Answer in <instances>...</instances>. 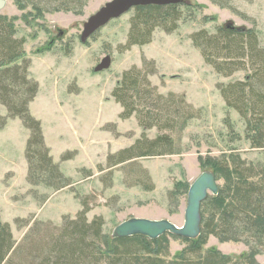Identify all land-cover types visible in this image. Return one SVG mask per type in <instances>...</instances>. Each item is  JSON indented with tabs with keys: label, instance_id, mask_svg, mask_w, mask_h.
<instances>
[{
	"label": "rangeland",
	"instance_id": "rangeland-1",
	"mask_svg": "<svg viewBox=\"0 0 264 264\" xmlns=\"http://www.w3.org/2000/svg\"><path fill=\"white\" fill-rule=\"evenodd\" d=\"M108 1L86 0L75 12L42 11L40 15L30 5L19 9L16 0H5L0 9V14L16 18L15 35L25 40L29 74L38 82L29 111L40 120L53 161L72 180L60 189L29 184L25 159L29 131L20 119L7 120L0 128V222L10 225L16 241L28 229L21 227L23 220L57 225L63 215L74 216L81 209V199L89 207L87 218L102 216L103 232L109 235L130 217L167 219L180 226L187 189L202 171H211L209 160L239 155L252 165L264 162L263 149L252 146L244 120L225 104L217 88L219 83L243 80L247 70L218 74L189 38L202 29L209 33L222 27L253 29L259 46L264 47V0H231L227 6L211 0H185L188 5L178 4L177 28L172 32L157 28L149 43L126 49L131 9L82 43V23ZM105 55L111 56L110 67L95 72L93 68ZM143 58L154 61L156 73L148 77L152 85L162 94L183 95L197 111L196 117L175 129V151L109 166L107 156L131 146L142 131L134 116L118 117L121 107L111 90L121 73L133 65L141 67ZM3 107L0 104V116L6 115ZM145 133L153 139L159 132L151 128ZM65 153L70 157L61 160ZM217 183L221 188L223 180L217 178ZM150 185L152 189L145 188ZM222 213L223 207L217 218ZM251 230L241 236L254 241ZM168 240L171 255L185 246L181 238L168 236ZM256 241L264 242L261 236ZM205 248H216L235 260L251 250L250 243L213 235L208 236ZM254 260L264 264V243Z\"/></svg>",
	"mask_w": 264,
	"mask_h": 264
},
{
	"label": "trees",
	"instance_id": "trees-1",
	"mask_svg": "<svg viewBox=\"0 0 264 264\" xmlns=\"http://www.w3.org/2000/svg\"><path fill=\"white\" fill-rule=\"evenodd\" d=\"M85 1L16 0V3L19 9L30 5L40 15L42 11L75 12ZM211 1L227 6L231 0ZM178 7L170 4L132 8L134 14L124 47L149 43L157 28L172 32L181 18ZM15 20L0 14V104L6 109V115L0 116V128L10 118L21 120L29 131L25 144L27 181L60 189L71 185L72 180L53 161L40 120L29 111L38 82L29 74L30 59L23 52L24 38L15 35ZM189 38L218 74L230 76L238 70H247L243 80L219 83L217 88L225 104L244 120L246 133L252 134V146L263 149L264 154V47L259 46L257 34L253 29L222 27L214 33L202 29ZM154 73V61L143 58L141 67L133 65L124 70L111 90V96L121 107L118 117L124 120L134 116L142 131L131 146L107 156L109 166L135 157L175 151L172 136L175 129L196 117L197 111H193L183 95L162 94L152 85L148 77ZM151 128L159 132L153 139L145 133ZM69 157L65 153L61 160ZM207 164L223 180V185L216 195L208 196L201 204L199 236L194 239L175 236L183 239L185 246L173 255L168 236L174 235L163 234L155 239L143 235L112 238L103 232L102 216L87 218L89 207L81 199V209L74 216L63 215L57 225L23 220L21 227L28 229L19 241L13 238L10 225L0 222V264H255L254 255L264 243L256 241L257 236L264 241V162L252 165L235 155L215 158ZM221 207L222 216L217 218ZM247 229L252 231L249 236L254 241L241 236ZM210 235L220 240H242L250 243L251 250L235 260L216 248H205Z\"/></svg>",
	"mask_w": 264,
	"mask_h": 264
},
{
	"label": "water",
	"instance_id": "water-1",
	"mask_svg": "<svg viewBox=\"0 0 264 264\" xmlns=\"http://www.w3.org/2000/svg\"><path fill=\"white\" fill-rule=\"evenodd\" d=\"M185 0H110L82 23L80 41L85 42L95 31L111 19L120 17L137 6L183 4ZM5 0H0V9ZM111 65V56L105 55L93 68L95 72L106 70ZM218 183L212 171H202L189 185L183 211V223L178 226L167 219L130 217L118 223L111 231L112 238L143 235L155 239L163 234L194 239L200 234L201 204L209 195L218 193Z\"/></svg>",
	"mask_w": 264,
	"mask_h": 264
},
{
	"label": "crops",
	"instance_id": "crops-1",
	"mask_svg": "<svg viewBox=\"0 0 264 264\" xmlns=\"http://www.w3.org/2000/svg\"><path fill=\"white\" fill-rule=\"evenodd\" d=\"M31 105H32V103H31ZM30 107H31V106H30ZM3 108H4V107H3ZM119 113H120V108H119V112H118V115H119ZM63 130H64V129H63ZM63 130H62V131H63ZM62 131H61L60 133H62Z\"/></svg>",
	"mask_w": 264,
	"mask_h": 264
}]
</instances>
